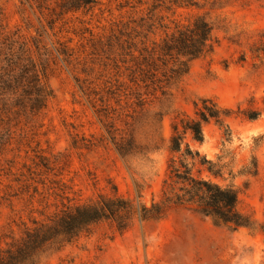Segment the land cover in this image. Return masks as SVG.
Segmentation results:
<instances>
[{"label": "rangeland", "instance_id": "obj_1", "mask_svg": "<svg viewBox=\"0 0 264 264\" xmlns=\"http://www.w3.org/2000/svg\"><path fill=\"white\" fill-rule=\"evenodd\" d=\"M180 1L95 0L67 11L63 0H0V85L12 84L0 87V249L69 201L114 194L136 207L160 201L172 125L194 117L196 105L210 98L231 111L225 161L233 159L235 173L254 160L258 165L255 175L215 179L235 186L250 228L217 225L182 205L159 220L136 219L122 234L102 223L44 253L39 264H264V54L257 51L264 44V0ZM196 17L213 27V53L189 61L164 94L146 96L116 68L126 34L160 41ZM33 65L44 102L38 110L19 82ZM134 92L147 97L143 105ZM203 131L202 144L189 135L186 141L215 160L223 129L210 121ZM128 141L131 148L120 154L115 142Z\"/></svg>", "mask_w": 264, "mask_h": 264}, {"label": "trees", "instance_id": "obj_2", "mask_svg": "<svg viewBox=\"0 0 264 264\" xmlns=\"http://www.w3.org/2000/svg\"><path fill=\"white\" fill-rule=\"evenodd\" d=\"M94 3L95 0H63L60 7L67 11L78 10L91 7ZM180 3L190 6L196 1L181 0ZM126 36L119 43V60L115 65L119 71L122 66L123 76L126 75L133 86L144 88L146 96H154L157 92L164 94L172 78L188 71L189 61L210 55L217 43L211 23L203 17H196L185 25H176L160 41L148 43V40H134L138 34L134 38ZM257 51L259 55L264 54V44ZM14 79L18 82L17 77ZM39 80L35 65L32 69L24 68L19 78L23 92L30 96L32 110L44 106ZM1 84V88L12 87L8 79L2 80ZM134 93L137 104L143 105L147 97L140 92ZM200 104L196 105L194 117L182 118L172 125L167 147L170 153L168 177L164 181L165 189L160 201H153L149 207H136L131 200L117 194L99 195L84 203L69 201L45 220L33 221V226L26 227L19 238L1 248L0 264H39L44 253L76 243L82 236L93 233L102 223H109L117 233L122 234L132 227L136 219L142 222L159 220L170 209L182 205L194 206L217 225L234 229L250 228V218L237 209L238 192L235 186L222 184L215 179L226 180L227 173L232 179L241 174L255 175L258 172L257 162L254 160L251 166L243 167L238 173L233 171L229 165L233 159L225 161L231 155L228 145L233 141V132L226 123L231 111L221 108L210 98L201 100ZM248 118L254 119L256 116L250 114ZM210 121L223 129L221 154L215 160L208 159L186 141L189 135L193 142L202 144L205 140L203 124ZM115 143L122 155L131 148L130 141L126 144ZM203 172L207 174L206 177L202 176Z\"/></svg>", "mask_w": 264, "mask_h": 264}]
</instances>
